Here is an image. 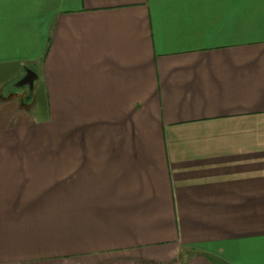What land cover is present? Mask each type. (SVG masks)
<instances>
[{
	"label": "crops",
	"instance_id": "obj_1",
	"mask_svg": "<svg viewBox=\"0 0 264 264\" xmlns=\"http://www.w3.org/2000/svg\"><path fill=\"white\" fill-rule=\"evenodd\" d=\"M0 264H264V0H0Z\"/></svg>",
	"mask_w": 264,
	"mask_h": 264
},
{
	"label": "water",
	"instance_id": "obj_2",
	"mask_svg": "<svg viewBox=\"0 0 264 264\" xmlns=\"http://www.w3.org/2000/svg\"><path fill=\"white\" fill-rule=\"evenodd\" d=\"M38 79L36 73L30 69L27 70V75L19 83L20 86H29L31 89L34 87V82Z\"/></svg>",
	"mask_w": 264,
	"mask_h": 264
}]
</instances>
